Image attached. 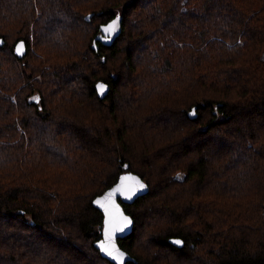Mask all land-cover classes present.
I'll use <instances>...</instances> for the list:
<instances>
[{
    "label": "trees",
    "instance_id": "obj_1",
    "mask_svg": "<svg viewBox=\"0 0 264 264\" xmlns=\"http://www.w3.org/2000/svg\"><path fill=\"white\" fill-rule=\"evenodd\" d=\"M39 1L0 0V264H114L93 199L127 171V264H264V0Z\"/></svg>",
    "mask_w": 264,
    "mask_h": 264
},
{
    "label": "water",
    "instance_id": "obj_2",
    "mask_svg": "<svg viewBox=\"0 0 264 264\" xmlns=\"http://www.w3.org/2000/svg\"><path fill=\"white\" fill-rule=\"evenodd\" d=\"M92 16L93 13H89L86 16V19L89 21ZM117 16H119V27L110 38L106 39L103 28L115 20ZM122 20V15L117 14L111 20L102 23L99 26L100 32L93 39V49H98V41L107 46L112 45L122 32ZM4 42L5 40L0 37V47L4 45ZM21 42H23L22 54H18L16 48ZM15 53L18 57L25 56L27 53V46L24 40L16 43ZM98 85H106V88H100L98 90ZM95 89L99 98L104 99L110 90V86L105 81H98L95 84ZM100 92H103V95H101ZM189 115L193 118L197 116L196 107H193L189 111ZM141 183L144 185L143 188L140 187ZM114 189L115 191H113ZM149 190V184L139 174L127 171L122 173L110 188L106 189L105 192L93 199V206L100 210L104 215L102 237L94 243V246L104 258H107L114 264H119L121 259H123V264H127L129 261H135V258H133L119 244L120 239L126 238L133 232L135 224L132 216L125 211L123 204L134 203L138 198L146 195ZM97 201H99V203H97ZM125 217L128 219L125 220ZM121 228H123V231H119ZM176 241H182V243L177 244ZM169 242L179 248L183 247L185 244L184 240L180 237H172L169 239ZM102 249L110 252L111 255H107L106 251H102ZM120 252L125 253L124 258L119 256ZM113 257H116L117 259H113Z\"/></svg>",
    "mask_w": 264,
    "mask_h": 264
},
{
    "label": "snow or ice",
    "instance_id": "obj_3",
    "mask_svg": "<svg viewBox=\"0 0 264 264\" xmlns=\"http://www.w3.org/2000/svg\"><path fill=\"white\" fill-rule=\"evenodd\" d=\"M118 21H119V16H117V18H116L115 20H113L110 24L104 26L103 30H104V32H105V38H106V39H107V38H110V36H111V35H112V34L118 29V27H119ZM22 47H23V42H21V44L18 45L17 48H16V52H17L18 54H22ZM100 88H106V85H98V90H99ZM100 94L103 95V92H100ZM178 178H180V177H178ZM140 187L143 188L144 185L141 183ZM113 191H115V189H114ZM97 203H99V201H97ZM127 219H128V218L125 217V220H127ZM119 231H123V228L119 229ZM176 243H177V244H181L182 241H176ZM102 251H106V250H105V249H102ZM106 254H107V255H111V253H110V252H107V251H106ZM119 256H120L121 258H124V257H125V253L120 252V253H119ZM113 259H117V258H116V257H113ZM119 264H123V259H121V260L119 261Z\"/></svg>",
    "mask_w": 264,
    "mask_h": 264
},
{
    "label": "rangeland",
    "instance_id": "obj_4",
    "mask_svg": "<svg viewBox=\"0 0 264 264\" xmlns=\"http://www.w3.org/2000/svg\"><path fill=\"white\" fill-rule=\"evenodd\" d=\"M116 1L117 0H115V1H112L111 0V6L109 8H113L116 11L120 10V12L123 13L124 10H126V12H129V10L131 9L132 1H134V0H122V2L118 3V5H114L113 6L112 4H114ZM39 2H41V0ZM36 3H38V2H36ZM106 9H108V8H106ZM87 14H89V13H87ZM131 37L133 38V40L136 39V35L135 36H131ZM145 51L146 50H144V49L143 50H140L138 52V54L140 53V55H143L145 53ZM134 56H135V54H134ZM217 115H218V119H219L221 117V115L220 114H217Z\"/></svg>",
    "mask_w": 264,
    "mask_h": 264
}]
</instances>
